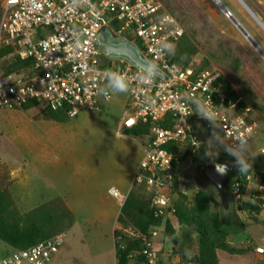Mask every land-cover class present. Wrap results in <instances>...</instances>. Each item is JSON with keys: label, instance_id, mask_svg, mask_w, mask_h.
<instances>
[{"label": "rangeland", "instance_id": "obj_1", "mask_svg": "<svg viewBox=\"0 0 264 264\" xmlns=\"http://www.w3.org/2000/svg\"><path fill=\"white\" fill-rule=\"evenodd\" d=\"M155 1L177 19L183 28L181 37H187L195 49L188 64L218 69L228 87L250 107L257 125L248 142L238 149L231 148L227 138L210 136L200 130L201 151L194 157L183 154L179 165L184 176L182 187L172 189L170 200L176 203L184 191L185 202L190 206L195 190L210 189L231 242L242 241L240 247L254 251L255 246L264 245V214L239 208L242 202L264 194V186L258 180L264 165V57L214 0ZM220 1L264 51V29L242 3ZM243 1L264 22V0ZM181 37L171 45L170 55ZM11 61L12 57H0V69L3 62ZM13 72L30 76L27 67ZM126 101L127 89H115L100 111L82 110L65 122L48 118L40 103L27 109L0 107V180L10 181L8 189L16 209L24 213L52 202L66 207L71 214L70 225L62 231V242L48 264H114L112 230L119 228L116 217L120 203L108 190L113 187L121 194L132 190L139 197L146 196L142 186L132 183L136 163L142 155L137 142L143 143L145 138L130 137L127 133L117 136L115 132ZM228 154L235 158L238 171L242 160L249 159L252 173L242 199L234 200L230 195V204L223 211L218 195L199 175L198 163L218 165L220 156ZM241 223L243 227L236 233ZM172 224L173 235L164 236L160 229L155 238L156 247L169 252L164 257L169 261L181 247H197L193 227L178 224L174 218ZM172 247L175 249L171 251ZM10 248L0 241V257ZM218 264H264V253L230 256L219 251Z\"/></svg>", "mask_w": 264, "mask_h": 264}, {"label": "built area", "instance_id": "obj_2", "mask_svg": "<svg viewBox=\"0 0 264 264\" xmlns=\"http://www.w3.org/2000/svg\"><path fill=\"white\" fill-rule=\"evenodd\" d=\"M214 2L231 17L220 0ZM109 23L165 77H149L124 59L105 55L98 35ZM182 33L177 19L155 0H0V49L9 47L5 57L27 62L30 72L23 77L0 69V107L35 100L68 118L82 110L100 111L114 89L109 74L122 75L127 102L115 132L121 136L138 124H147L149 132L132 183L143 187L150 206L164 221L174 212L172 189L181 190L184 179L179 157L184 153L194 157L201 151L200 130L225 137L231 148L238 149L257 127L243 98L226 91L218 69L196 70L172 61L170 47ZM201 103L214 113L212 118L201 114ZM237 176L231 181L230 195L241 200ZM108 191L123 203L126 195L113 187ZM253 198L262 200L264 214V194ZM163 226L150 227L142 235L140 249L130 256L133 264H138V255L143 258L139 264H172L155 245ZM126 232L137 235L130 227ZM62 238L63 232H58L27 248H11L0 257V264H48ZM254 251L263 254L264 245L255 246Z\"/></svg>", "mask_w": 264, "mask_h": 264}, {"label": "trees", "instance_id": "obj_3", "mask_svg": "<svg viewBox=\"0 0 264 264\" xmlns=\"http://www.w3.org/2000/svg\"><path fill=\"white\" fill-rule=\"evenodd\" d=\"M10 51L9 47L1 48L0 57L5 58ZM194 52L195 49L191 46L190 41L187 37L182 36L171 54V59L180 64L189 65V60ZM26 66L27 62L13 59L8 64L3 62L1 69L3 74H8ZM204 67L194 68L202 70L205 69ZM226 91L229 94H235L227 84ZM37 103L39 102L29 100L22 103L20 107L27 109ZM45 110L46 116L56 122H65L69 119L62 111L48 108ZM148 132L147 124H138L126 131L127 134L134 136H147ZM208 134L212 136L213 132L208 131ZM183 158L182 155L179 160L182 161ZM220 158L235 161V158L230 154L221 155ZM245 164L248 166V170L242 173L240 169ZM1 170L0 166V173ZM251 173V161L243 159L237 176L241 182L242 191L248 182L246 177L250 176ZM260 173L261 176L258 180L264 186V165ZM9 182L2 183L0 180V241L11 248H27L69 227L71 221L69 210L64 206L58 207L52 202L42 203L24 213L19 212L8 189ZM185 199L186 195L180 194V198L174 203L173 214L163 221L161 216L155 214L154 208L150 206L146 197H139L130 190L126 194L116 217L119 228H114L112 231L115 264H129L131 253L140 249L142 235H147L150 227L160 226L163 223V235H173L175 229L172 218L176 219L178 224L191 226L195 229L198 247L197 264H218L216 254L218 250L228 254H243L247 251V247H237L231 242L229 231L222 226L221 212L214 193L210 189H198L194 193L190 206L185 202ZM261 202L260 198L244 201L239 209L257 214L261 212ZM128 227L132 228L137 235L126 232ZM242 227L243 224L241 223L236 233ZM135 259L138 263L143 261L139 255ZM156 264H161V261Z\"/></svg>", "mask_w": 264, "mask_h": 264}, {"label": "water", "instance_id": "obj_4", "mask_svg": "<svg viewBox=\"0 0 264 264\" xmlns=\"http://www.w3.org/2000/svg\"><path fill=\"white\" fill-rule=\"evenodd\" d=\"M240 2L245 6L249 13L255 17L258 23L263 26L260 19L256 17L254 12L245 4V2L243 0H240ZM230 19L238 28V30L242 33V35L258 51L263 53L258 44L242 27V25L236 20V18L231 15ZM112 34L110 35L108 31L104 28L100 30L98 35V45L102 52L105 55L122 58L125 61L131 63L132 65L138 67L139 69L145 71L147 66L151 63L143 59L139 55L138 51L127 40L122 39L120 35V37H118L115 34ZM153 74L165 77V74L160 71L156 66L153 69ZM219 165L224 166L226 168V171L223 173L219 172L217 169V167L219 168ZM198 173L203 179H205V181H207L212 186V188L218 195L222 210L225 211L230 204V193L228 191L229 184L231 180L238 175V170L236 168L235 163L229 159H222L218 165L204 162L198 163Z\"/></svg>", "mask_w": 264, "mask_h": 264}, {"label": "crops", "instance_id": "obj_5", "mask_svg": "<svg viewBox=\"0 0 264 264\" xmlns=\"http://www.w3.org/2000/svg\"><path fill=\"white\" fill-rule=\"evenodd\" d=\"M240 1V0H239ZM243 5V4H242ZM244 6V5H243ZM245 7V6H244ZM253 18L255 19V17L253 16ZM256 20V19H255ZM257 21V20H256ZM258 22V21H257ZM104 29H106L108 31V33L111 35V33H115V25L113 23H109L108 25H106L104 27ZM114 57V56H113ZM118 58V57H117ZM115 89L112 90V93ZM107 102V101H106ZM127 102V101H126ZM126 104V103H125ZM119 123V122H118ZM203 129V128H202ZM205 131V130H204ZM126 133V132H125ZM118 136V135H117ZM127 136H130V137H135L134 135H127ZM136 137H144L145 136H136ZM145 142H146V139L143 141V143L141 142H137L138 144V147L140 148L141 152H142V155H143V149H144V146H145ZM141 155V157H142ZM140 157V158H141ZM140 160V159H139ZM139 160L137 161L136 163V166L139 162ZM136 166H135V169H136ZM135 172V171H134ZM134 175V174H133ZM133 182V180H132ZM182 187V186H181ZM116 189V188H115ZM246 189V188H245ZM263 188H261L262 190ZM197 190L194 191V193L196 192ZM184 194L185 192L182 191ZM194 193L191 195V199L193 198L194 196ZM244 193H245V190L243 192V196H244ZM122 195H126V194H122ZM121 206V205H120ZM246 228V225L244 226L243 230ZM113 231V230H112ZM242 241H238L237 244H234L235 246L239 247L241 245ZM159 250L163 251L165 254H166V250L164 247H157ZM175 249V247H172L171 248V251ZM223 252V251H222ZM113 253H114V247H113ZM197 253H198V247H181L179 252L176 253V254H173L171 255V262L172 264H197L196 262V256H197ZM218 253H219V250L217 251V257H218ZM167 254H169V252H167ZM228 254V253H227ZM259 253H256L254 251H246L245 253L243 254H229L230 256L231 255H240V256H257ZM113 258H114V255H113ZM183 262V263H182ZM114 264H115V259H114ZM129 264H133V261L130 259L129 261ZM139 264V263H138Z\"/></svg>", "mask_w": 264, "mask_h": 264}, {"label": "clouds", "instance_id": "obj_6", "mask_svg": "<svg viewBox=\"0 0 264 264\" xmlns=\"http://www.w3.org/2000/svg\"><path fill=\"white\" fill-rule=\"evenodd\" d=\"M164 20L171 22V18L167 17V16L164 17ZM154 67H155L154 64H149L147 66V68L145 69V71L149 77L152 76ZM109 85H110V87H112L118 91H124L127 88V83H126L124 77L122 75H119L116 73H110L109 74ZM199 108H200V112L202 115L208 116L209 118H212L214 116V113L212 111H210L205 104L201 103L199 105ZM217 169L221 173L226 171V168L224 166H221V165H219V168L217 167ZM247 170H248V166L246 164L240 169V171L242 173L247 172Z\"/></svg>", "mask_w": 264, "mask_h": 264}, {"label": "bare ground", "instance_id": "obj_7", "mask_svg": "<svg viewBox=\"0 0 264 264\" xmlns=\"http://www.w3.org/2000/svg\"><path fill=\"white\" fill-rule=\"evenodd\" d=\"M257 17V16H256ZM258 18V17H257ZM259 19V18H258ZM261 21V20H260ZM262 54V56L264 57V52L263 53H261Z\"/></svg>", "mask_w": 264, "mask_h": 264}, {"label": "flooded vegetation", "instance_id": "obj_8", "mask_svg": "<svg viewBox=\"0 0 264 264\" xmlns=\"http://www.w3.org/2000/svg\"><path fill=\"white\" fill-rule=\"evenodd\" d=\"M111 34H112V33H111ZM113 34H115L116 36L120 37V36H119V35H117L116 33H113ZM113 34H112V35H113Z\"/></svg>", "mask_w": 264, "mask_h": 264}]
</instances>
